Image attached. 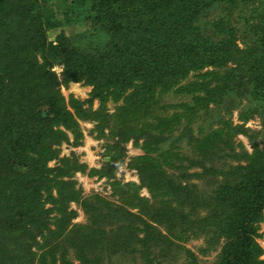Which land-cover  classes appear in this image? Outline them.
<instances>
[{"label": "trees", "instance_id": "obj_1", "mask_svg": "<svg viewBox=\"0 0 264 264\" xmlns=\"http://www.w3.org/2000/svg\"><path fill=\"white\" fill-rule=\"evenodd\" d=\"M58 1L0 0V115L5 113L0 117V148H3L0 151L3 154L0 160V264H30L36 256L34 247L35 250L36 246L43 247L37 237L52 220L60 226L59 232L67 234L66 239L75 248L79 264H105V256L126 248L130 251L119 228L109 232L102 228V220L123 213L118 207L108 209L109 215L100 217L89 203L85 214L90 225L77 226L73 231L68 229V224L75 213L66 212L57 222L56 216L49 217L53 210L44 209L41 194L51 192L49 174L53 170L46 165L49 149L45 146L40 151L39 146L46 139L64 138L52 131L54 126L63 124L72 129L74 124L56 90L59 82L51 71L55 64L63 66L66 83L83 82L93 86L92 97L100 102L104 103L110 95L114 100L122 99L125 104L122 116H127L146 110L151 102L156 103L190 72H198L206 66L220 70L233 62L237 68L223 73L226 83L232 79L236 82L217 93L211 92L206 84L191 85L188 93L202 91L204 96H193L195 105L191 102L190 106L189 103L182 105V118L185 120L188 112L204 109L209 103L220 105L222 96L235 94L245 98L248 104L243 107L240 120L245 123L259 111L264 127V0H60L65 23L77 25L89 21L92 29L72 39L61 33L55 41H50L47 31L60 27L61 22L46 20L43 13L57 6ZM243 7L248 16L240 13L239 18L245 21L248 30L245 28L244 33L250 36L253 46L240 50L234 45L236 29L231 13L238 8L243 12ZM37 56L41 57V64ZM9 73L11 76L16 73L13 76L18 80L13 81V87L5 83ZM21 82L22 89L19 88ZM128 90L131 91L125 95ZM45 97L47 102L43 101ZM41 105L49 107L47 118H42L38 111ZM83 113L79 106V114ZM177 116L158 118L159 129L169 134L174 119H179ZM229 130L225 144L229 150L227 155H233L238 164L221 172L205 169L213 177L223 176L208 196L197 195L195 185L167 177L162 167L169 162L156 161L152 156L157 150L156 144L145 143L147 155L131 158L128 163V168L136 170L140 178L139 186L132 185L129 198L141 203L132 201L130 205L147 209V216L159 226L165 225L173 238H178L175 234L178 229L189 232L188 238L203 235L210 245L223 238L222 249L213 264H264L259 260L262 249L254 239L257 225L263 220L264 133L262 145H258L248 137L250 131L243 124L229 126ZM237 135L250 139L251 154L233 152L230 139ZM217 140H220L217 132L205 134L201 139L200 153L209 162L222 150L215 145ZM122 155V151L119 152L112 163L120 162ZM69 173V169L57 168L55 176ZM58 184L62 201L67 204L77 200V190L64 187L65 182ZM142 187L149 189L154 198L152 202L139 197ZM61 202L55 201L53 205ZM57 210L55 206V213ZM71 237L75 238L73 243ZM43 251L48 254V249ZM61 255L60 264H72L65 253ZM143 262L154 264L149 255L143 257Z\"/></svg>", "mask_w": 264, "mask_h": 264}, {"label": "rangeland", "instance_id": "obj_2", "mask_svg": "<svg viewBox=\"0 0 264 264\" xmlns=\"http://www.w3.org/2000/svg\"><path fill=\"white\" fill-rule=\"evenodd\" d=\"M58 2L57 6L51 7L43 13L46 20L61 22L60 27L47 31L50 41H55V38L61 33L72 39L79 33H87L92 29L89 21L77 25L72 22L65 23V16L62 13L63 6L60 4V0ZM255 4L257 5V3ZM5 8H7V3L4 5ZM240 8L231 13L233 16H231V20L236 29L234 45L240 50H245L247 47L253 46V41L249 35L244 33L245 28L248 30L245 27V21L239 18L240 13H243V16L245 13L247 17L248 12L244 7L243 12ZM15 12L14 10V14ZM65 50L63 48V51ZM36 60L39 64L42 63L40 56H37ZM235 68H237L235 63L228 62L226 67L220 70L213 66H206L198 72H190L185 79L174 85L172 90L161 95L156 103L151 102L146 110L122 116L125 105L122 99L114 100L110 95L104 103L100 102L99 99L92 97L93 86L83 82L66 83L62 75L63 66L55 64L51 71L59 82V87L56 90L63 98L66 110L71 113L74 124L72 129L63 124L54 126L52 131L59 132L58 134L64 138L59 137L57 141L46 139L39 146L40 151L45 146L49 149L50 158L47 159L46 165L47 168L53 170L49 174L52 180L51 192H42L41 194L45 211L53 210L49 217L53 219L56 216L54 219L59 222L60 217L64 216L66 212L75 213L76 216L68 224L70 225L68 229L73 231L77 226L90 225L88 214H85V208L89 203L96 213L99 212L97 214L100 217L109 215L108 209L110 208L122 209L121 215L115 214L102 220V225H104L102 228L107 232L119 228L130 251L126 248L113 253L112 256H105V264H144L143 257L146 255L153 258L154 264H213L216 262L223 246V238L218 243L210 245L209 239L205 236L188 238L189 232H182L179 229L175 233L178 238H173L171 233L166 230L165 225L161 227L155 223L154 219L147 216V209L143 210L139 206L131 207L132 201L141 203L134 198H129L130 190L133 189L132 185L139 186L140 178L136 170L128 168V163L131 158L147 155L145 143L148 142V146L155 143L157 150L153 151L152 156L156 158V161L160 160V163L169 162L168 166L162 167L163 171H166V176L173 180L181 179L186 184L195 185L197 195L208 196L212 187L216 186L223 176L215 175L213 177L205 169L212 168L221 172L238 164L233 155H227L229 150L225 147L226 132L230 131L229 126L233 128L243 124L244 128L250 131L248 137L256 140L258 145H262L264 127L258 116L260 112H256L243 123L239 115L243 112V107L245 109L248 104L245 98L236 97L235 94L234 96H222L220 105L209 103L204 109L196 111L194 109L192 112H188L185 120L182 118L181 106L189 102L192 103L193 96H204L202 91L194 92V94L188 93L191 85L206 84L213 93L228 89L236 81L232 79L230 83H226L223 71ZM13 75L11 76L9 73L5 76V83L10 87H13V81H18ZM29 82L31 83V80ZM24 83L27 85L25 80ZM22 86L23 82L19 84V88L22 89ZM11 89L13 92V88ZM130 91H126L125 95ZM37 98L40 100L41 96L39 95ZM24 99L27 101L28 97L25 96ZM46 99L45 97L43 101L47 102ZM9 101L8 103H10ZM79 106L84 112L81 115ZM48 108L47 105L39 107L38 111H40L41 117L42 112L47 115L42 118L48 117ZM254 109L257 110L258 107L257 109L254 107ZM173 115H178L179 119H174L175 123L169 129L171 132L168 134L164 129H159L158 118H169ZM4 116L5 113L1 112L0 117ZM227 122L230 125L227 126ZM184 129L186 130L184 131ZM214 132L220 134V140H217L215 145L222 150L215 154L213 162H209L208 158H203L201 155L200 144L205 134ZM248 137L237 135L230 139V145L235 154L252 153L251 141ZM126 138L127 140H125ZM2 150L3 148H0V151ZM121 151L123 154L122 159L120 158L121 161L117 164L112 163V158ZM0 155L1 160L3 154ZM57 168L59 170L69 169L70 173L66 176L56 177ZM58 182H65L64 187H73L74 192L77 190L79 192L77 200L67 204L66 201H62L58 196L61 190V185ZM138 194L139 197L147 198L150 202L154 199L146 187H142ZM55 201L62 202L53 205ZM81 202L86 203V206L83 207ZM175 203L176 201L172 205ZM55 206L58 207L56 213ZM88 213L93 216L96 214ZM200 214L205 215V213ZM262 214L263 220L257 225L254 239L263 252L259 260L264 261V209ZM141 219L143 222H140ZM52 221L49 222L48 228L43 231L41 236L37 237V241L43 247L36 246V250L34 247L36 256L30 264H60L61 253H65L66 259L71 260L72 264H79L75 248L66 239L67 234L65 231L59 232L60 226L56 223L53 224ZM123 232L125 233L123 234ZM70 240L73 243L75 238L71 237ZM43 249H48V254ZM43 253L46 255L45 258Z\"/></svg>", "mask_w": 264, "mask_h": 264}, {"label": "water", "instance_id": "obj_3", "mask_svg": "<svg viewBox=\"0 0 264 264\" xmlns=\"http://www.w3.org/2000/svg\"><path fill=\"white\" fill-rule=\"evenodd\" d=\"M46 113L45 112H42V117H46Z\"/></svg>", "mask_w": 264, "mask_h": 264}]
</instances>
